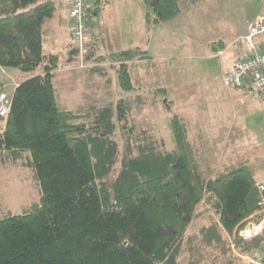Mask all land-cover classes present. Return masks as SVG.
Returning a JSON list of instances; mask_svg holds the SVG:
<instances>
[{
    "label": "trees",
    "instance_id": "16d2710c",
    "mask_svg": "<svg viewBox=\"0 0 264 264\" xmlns=\"http://www.w3.org/2000/svg\"><path fill=\"white\" fill-rule=\"evenodd\" d=\"M147 1L148 20L157 24L198 2ZM63 3L0 0V67L36 71L10 94L0 160L30 165L42 190L29 211L0 217V264H235L228 234L258 208L252 163L236 159L203 172L190 123L178 113L170 118L172 148L140 127L134 111L146 105L147 92L165 90L153 82L154 60L142 46L111 53L125 91L115 103H90L84 113L62 108L55 83L62 66L106 57L90 31L100 0L91 6L83 49L71 39L45 51L47 22ZM205 209L215 217L194 228ZM263 245L264 232L239 240L246 254Z\"/></svg>",
    "mask_w": 264,
    "mask_h": 264
},
{
    "label": "rangeland",
    "instance_id": "374dc122",
    "mask_svg": "<svg viewBox=\"0 0 264 264\" xmlns=\"http://www.w3.org/2000/svg\"><path fill=\"white\" fill-rule=\"evenodd\" d=\"M112 1L98 18L93 16L91 19V35L92 32L99 35L100 39H96L102 44L98 54L106 57L90 60L94 68H90L93 65L86 66L84 61L62 66L55 77L60 106L84 113L90 103H115L125 91L120 88L118 79L120 62L113 60L111 53L142 46L154 60L150 64L153 82L156 81L159 88L165 87V95L154 89L155 93L147 92L146 105L140 111H134V119L140 127L148 128L162 146L172 148L175 143L170 118L178 113L190 123L191 137H195L199 145L198 156L203 172L213 166L216 172L225 162L247 158L258 179H262L264 106L258 104L257 107L252 101L257 103L264 99H254L242 94L240 89L228 86L225 76L229 70L225 68L227 61L231 65L239 58V55H233L228 60L231 47L239 44L245 54L240 36L238 44L230 41L243 29L248 18L264 11V0H198L185 8L183 3L181 16L168 21L169 27L148 20V12L152 14L153 11L147 0H116L111 6ZM63 5L62 20L56 17L47 22L45 51L63 48L64 40L74 42L72 20L68 7L65 3ZM218 39H224L228 44ZM100 70L106 71V75ZM35 74L36 71L0 67V81H6L3 90L11 94L19 80ZM151 86L149 83V89ZM241 100H246V104L242 108L235 107L233 101L244 104ZM4 124L1 118L0 129ZM201 129L204 132L198 135ZM41 194L40 181L30 165L0 160V217L9 212L29 211L40 202ZM215 214V210H203L197 215L193 227L198 229ZM232 260L235 264L243 263L233 254Z\"/></svg>",
    "mask_w": 264,
    "mask_h": 264
},
{
    "label": "built area",
    "instance_id": "2783aa9c",
    "mask_svg": "<svg viewBox=\"0 0 264 264\" xmlns=\"http://www.w3.org/2000/svg\"><path fill=\"white\" fill-rule=\"evenodd\" d=\"M72 20V36L74 43L82 49L91 38L89 34V14L92 8H106L111 0H100L102 3L93 5L95 0H63ZM244 43L245 54L234 60L225 76V83L232 89L245 91L254 99H264V13L259 14L250 22L246 31L240 36ZM83 51V50H81ZM12 105V97L5 91L0 92V119L6 121ZM259 193L258 208L241 221L232 233H229L233 255L244 264H264V245L253 254L244 253L240 239H250L264 232V177L256 183Z\"/></svg>",
    "mask_w": 264,
    "mask_h": 264
},
{
    "label": "crops",
    "instance_id": "0c3cea01",
    "mask_svg": "<svg viewBox=\"0 0 264 264\" xmlns=\"http://www.w3.org/2000/svg\"><path fill=\"white\" fill-rule=\"evenodd\" d=\"M116 0H113L112 2L113 3H111V6L114 4V2H115ZM186 5V4H185ZM64 5L63 4H61L60 5V7H59V9L57 10V14H56V16L52 19V21L56 18V17H58V18H60V16H61V12L64 10L62 7H63ZM114 6V5H113ZM108 9V8H107ZM103 10V9H102ZM101 10V11H102ZM105 10H106V8H105ZM100 11V12H101ZM100 12H99V14H97V15H94L96 18H98L99 16H100ZM264 12V11H263ZM263 12H260V13H257L255 16H252V17H250V18H248L247 19V21L245 22V24H244V27H243V29L242 30H240L237 34H236V36H234V38L230 41V42H235L236 41V43L238 44V40L237 39H239V36H241V34L243 33V31H244V29L246 28V26L250 23V22H252V20L258 15V14H261V13H263ZM68 18H69V15H68ZM107 19V16L105 15V20ZM60 20H62V18H60ZM101 21V20H100ZM93 23V22H92ZM160 26H162V27H169L170 26V24H169V22H161V23H158ZM91 26H93V25H91ZM47 29H48V27H47ZM92 29V28H91ZM95 29H97V28H95ZM91 31H93V30H91ZM46 33H47V31H46ZM94 35H96V33H94V32H92ZM164 33V32H163ZM45 36H46V34H45ZM96 38H99V35H96L95 36ZM100 39V38H99ZM218 40H220L221 42L222 41H225L227 44H228V42L226 41V40H224V39H218ZM69 40H64V43L66 42V44H67V42H68ZM229 42V43H230ZM231 52L230 53H228L227 54V58H228V60H231L233 57H231V56H238V57H241L242 55H243V48L238 44V45H234V47H231ZM53 50H55V49H53ZM51 51H52V49H51ZM239 53V54H238ZM225 69H227V71L230 69V63L227 61V63H226V68ZM18 83H16V85H17ZM238 91V90H237ZM241 92H242V94H244V95H247V93L245 92V91H243V90H241ZM240 92V93H241ZM245 98H246V96H245ZM235 101H233V104H234V106L236 107V106H240L241 108L243 107L242 105H245L246 103H244V102H246V100L244 101V102H242V100H241V103H244V104H237V103H234ZM253 102V104H255V106H257L258 104H261V105H258V106H264V101L263 102H257V103H255L254 101H252ZM257 106V107H258ZM246 108V107H245ZM247 108H249V107H247ZM238 111H239V108H238ZM203 131V129H201V130H199L198 131V135L199 134H201V132ZM204 132V131H203ZM200 139V138H199ZM198 139V140H199Z\"/></svg>",
    "mask_w": 264,
    "mask_h": 264
},
{
    "label": "clouds",
    "instance_id": "9594fccd",
    "mask_svg": "<svg viewBox=\"0 0 264 264\" xmlns=\"http://www.w3.org/2000/svg\"><path fill=\"white\" fill-rule=\"evenodd\" d=\"M261 179V178H260ZM259 180V179H258Z\"/></svg>",
    "mask_w": 264,
    "mask_h": 264
}]
</instances>
